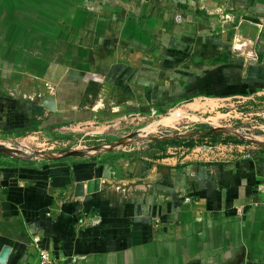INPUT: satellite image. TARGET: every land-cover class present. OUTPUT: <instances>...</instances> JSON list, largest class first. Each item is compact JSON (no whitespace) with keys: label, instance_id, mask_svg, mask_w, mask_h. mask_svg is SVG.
<instances>
[{"label":"crops","instance_id":"crops-1","mask_svg":"<svg viewBox=\"0 0 264 264\" xmlns=\"http://www.w3.org/2000/svg\"><path fill=\"white\" fill-rule=\"evenodd\" d=\"M33 59L65 60L33 74ZM261 92L264 0H0V136L87 126L101 142L0 165V264L40 249L62 264H264V133L157 139Z\"/></svg>","mask_w":264,"mask_h":264},{"label":"rangeland","instance_id":"rangeland-1","mask_svg":"<svg viewBox=\"0 0 264 264\" xmlns=\"http://www.w3.org/2000/svg\"><path fill=\"white\" fill-rule=\"evenodd\" d=\"M88 18L89 17H87V19ZM43 34L47 35L45 33ZM55 34L61 35V33ZM35 35L36 33H34V36ZM84 35L89 37L88 32L82 33V36ZM81 40V43L85 42V45H88V39L82 37ZM86 50L87 48L84 47L83 52ZM49 60L50 59H33V65H28L27 68L30 67V69L28 70H32L33 74H40L42 68L46 67L47 64L50 67L53 66L56 68H60L59 65H56L57 62L52 61H63L65 59H54L52 61ZM77 61L79 62V64L82 61L84 64L80 65V67L84 68L85 64L87 65L88 63L94 66V63L100 62L101 59H77ZM22 66L24 67V65ZM24 70H26V65ZM234 101H231V103L229 102L230 106H226L224 109L225 111L228 110L230 112H228L229 120H226L221 124L216 122V127L212 126L215 125L214 122H211V124H206L203 122H196V120H191L189 121V123L191 124L185 123L182 127L180 126L178 127V129H175L171 134H189L188 141H192L194 142V144L197 141L199 146H226L229 144H237V142H239L242 137L251 138L252 136L253 138H256L258 134L264 133V130H260L259 127V125H264V92L257 93L255 95H246L243 98L237 99L235 102ZM214 104L216 103L210 101L211 112L209 113V116H216L220 114L218 111H214L212 109V107H214ZM223 112L224 111H222V113ZM164 113V110H159L157 114L153 113V116L146 122L154 121L160 114ZM241 124L245 125L246 128L240 129L239 126ZM223 127L226 128L227 131L223 130ZM87 129V126H78L72 130H64L61 128L55 129L54 127L48 129L46 127L34 132L24 133L23 135H19V133H17L18 135L3 134L2 136H0V145L3 147L1 148L2 151H0V161H4L5 163H20L22 161H29L32 164L41 165L52 159L50 157L44 156L45 154H49L51 155V157H58L63 151H66L68 149H84L83 146H87L89 148H100L101 142H99L98 138H96L94 134L88 132ZM152 130L153 129H150V131ZM212 130H214V132H210V134H206L204 136L196 135L198 133L208 132ZM164 134L170 133H167L163 130L161 135ZM117 135H121V132H117L113 138L116 139ZM191 135H196V137L191 138ZM240 135L242 137H240ZM108 142L110 141L108 140ZM17 155L23 158L18 161L19 159L15 158V156Z\"/></svg>","mask_w":264,"mask_h":264},{"label":"water","instance_id":"water-1","mask_svg":"<svg viewBox=\"0 0 264 264\" xmlns=\"http://www.w3.org/2000/svg\"><path fill=\"white\" fill-rule=\"evenodd\" d=\"M39 104L44 107L47 111L49 112H54L57 110V102H56V97L54 95H48V96H45L43 97L40 101H39ZM223 130L227 131L226 128L223 127ZM210 132H214V130L212 131H209V132H203V133H198L196 134L197 136H204L206 134H210ZM196 135H191L190 137L192 138H195ZM240 137H242L240 135ZM170 138H189V134H186V133H178L174 136H168V137H162V138H157V139H163V140H167V139H170ZM155 139V138H154ZM242 139H245L244 137H242ZM3 148L1 145H0V151H2ZM100 150V149H99ZM99 150L97 149L96 153L99 152ZM76 152H69V153H61L62 155H60L61 157L63 156H71V155H74ZM36 156V155H35ZM41 156H42V153H41ZM44 156L46 157H51V155L49 154H45ZM15 158L21 160V156H15ZM26 158H31V157H26ZM101 190V180L99 179H96V180H92V181H89L88 183H77L76 185V188H75V197H84L85 194H92V193H95V192H99ZM237 264H243V261L240 260Z\"/></svg>","mask_w":264,"mask_h":264},{"label":"built area","instance_id":"built-area-1","mask_svg":"<svg viewBox=\"0 0 264 264\" xmlns=\"http://www.w3.org/2000/svg\"><path fill=\"white\" fill-rule=\"evenodd\" d=\"M252 57L254 58L252 60H255V61L258 60V57H257L256 53H254L252 55ZM262 186H263V189H264V179H263V182H262ZM257 205L264 207V201L262 203H257ZM37 256H38L37 257L38 258V264H62L61 261L57 260L53 256L51 251H49L47 249H40Z\"/></svg>","mask_w":264,"mask_h":264},{"label":"trees","instance_id":"trees-1","mask_svg":"<svg viewBox=\"0 0 264 264\" xmlns=\"http://www.w3.org/2000/svg\"><path fill=\"white\" fill-rule=\"evenodd\" d=\"M38 125H39V122H38V121L34 122V125L32 126V127H33L32 129H37V128H38ZM182 142H183V140H181V141H177V144H181ZM193 145H195L194 142L189 141V146H193ZM0 165L7 166V165H9V164H6V163H0Z\"/></svg>","mask_w":264,"mask_h":264}]
</instances>
